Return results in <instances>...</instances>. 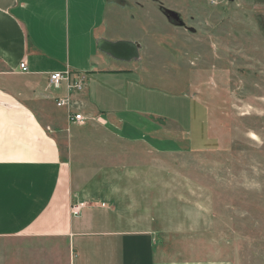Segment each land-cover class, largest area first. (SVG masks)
I'll return each mask as SVG.
<instances>
[{"label":"crops","instance_id":"crops-1","mask_svg":"<svg viewBox=\"0 0 264 264\" xmlns=\"http://www.w3.org/2000/svg\"><path fill=\"white\" fill-rule=\"evenodd\" d=\"M113 7L108 0H0V264H230L195 258L187 247L193 239L175 233L188 229L164 226L140 201L137 210L125 206L128 222L116 201L107 200L108 211L95 208L103 199L93 194L94 179L73 166L59 141L66 110L54 98L63 91L47 90V77L69 69L86 79L74 109L125 146L154 156L219 148L207 108L186 92L150 85L140 51L130 62L99 51V39L134 41L109 30ZM198 123L205 131L195 140ZM75 202L86 206L79 218L70 214ZM181 240L189 244L179 248Z\"/></svg>","mask_w":264,"mask_h":264},{"label":"rangeland","instance_id":"rangeland-1","mask_svg":"<svg viewBox=\"0 0 264 264\" xmlns=\"http://www.w3.org/2000/svg\"><path fill=\"white\" fill-rule=\"evenodd\" d=\"M213 1L108 0L115 13L106 18L114 35L141 44L150 85L186 92L207 108L217 150L154 156L97 122H67L59 141L94 179L93 194L103 199L95 208L116 201L128 222L125 206L137 210L140 201L164 226L188 229L175 233L193 239L195 258L264 264V0ZM160 5L180 13L185 28L167 21ZM204 131L196 124L193 138Z\"/></svg>","mask_w":264,"mask_h":264},{"label":"built area","instance_id":"built-area-1","mask_svg":"<svg viewBox=\"0 0 264 264\" xmlns=\"http://www.w3.org/2000/svg\"><path fill=\"white\" fill-rule=\"evenodd\" d=\"M210 4H214L213 0H207ZM21 74L27 73V68L24 62L19 65ZM86 85L85 75L79 72H73L66 69L63 72H53L47 77V90L63 91V95L54 98L56 108L66 110V120L70 125H83L88 119L78 113L75 107V96L81 93ZM86 206L82 202H75L70 206V214L73 218L81 217Z\"/></svg>","mask_w":264,"mask_h":264},{"label":"water","instance_id":"water-1","mask_svg":"<svg viewBox=\"0 0 264 264\" xmlns=\"http://www.w3.org/2000/svg\"><path fill=\"white\" fill-rule=\"evenodd\" d=\"M159 12L166 18L167 21L172 23L178 28H184L185 22L183 21L180 13L167 9L163 6H159ZM97 48L102 53L110 56L111 58L122 61L130 62L133 60H139L141 45L136 41L119 40L111 42L105 39H99L97 42Z\"/></svg>","mask_w":264,"mask_h":264},{"label":"flooded vegetation","instance_id":"flooded-vegetation-1","mask_svg":"<svg viewBox=\"0 0 264 264\" xmlns=\"http://www.w3.org/2000/svg\"><path fill=\"white\" fill-rule=\"evenodd\" d=\"M185 28V27H184Z\"/></svg>","mask_w":264,"mask_h":264}]
</instances>
